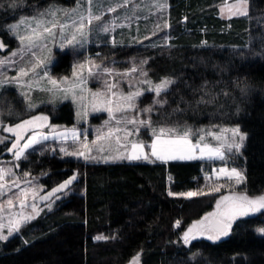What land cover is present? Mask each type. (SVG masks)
<instances>
[{"label":"trees","instance_id":"obj_1","mask_svg":"<svg viewBox=\"0 0 264 264\" xmlns=\"http://www.w3.org/2000/svg\"><path fill=\"white\" fill-rule=\"evenodd\" d=\"M76 1L24 0L23 9L48 3L74 6ZM223 1L170 0V26L161 34L169 37L167 44L155 49L117 47L116 54L146 59L155 81L166 76L177 80L167 95L169 103L158 107L153 119L179 107L183 112L169 121L194 128L239 126L247 133L242 154L228 165L246 177L238 189L256 196L264 193V55L251 57L245 49L257 32L254 20L264 12V0H249L247 15L229 19L218 15ZM13 15H0V37L9 43L8 51L15 48V38L1 29V23ZM57 53L52 74H68L71 54ZM202 85V91L193 93ZM181 96L188 104L178 103ZM201 96L212 103L197 105ZM50 115L54 124L75 122L69 103ZM8 144H0V158L11 157ZM218 165L201 160L86 163L62 158L56 150L33 152L20 166L39 177L48 192L74 175L76 179L55 194L62 198L52 211L0 241V264H130L137 254L140 264H264V234L256 231L264 228V212L237 220L229 236L219 241L200 238L183 243L184 231L212 210L216 196L185 198L169 192L201 188L205 175ZM195 252L200 256L192 260Z\"/></svg>","mask_w":264,"mask_h":264},{"label":"snow or ice","instance_id":"obj_2","mask_svg":"<svg viewBox=\"0 0 264 264\" xmlns=\"http://www.w3.org/2000/svg\"><path fill=\"white\" fill-rule=\"evenodd\" d=\"M94 2L99 4L100 0H77V6L71 9L48 8L32 18H21L18 23L8 26L12 34L19 37V42L22 45L18 51L12 53V56H20L22 60L24 56L30 55L31 59L28 61L30 66L20 67L16 76L0 80V88H4L5 85H15L21 89L27 88L29 91H21L20 95L28 101L26 110H30L37 107L31 102L30 91L34 86L38 87L41 81L46 80L49 87L40 88V90L52 93L61 92L62 99H70L76 105L78 118H86L89 107L92 112H104L108 116L103 126L95 130V139L91 142L87 140L86 129L73 127L60 130L57 126L50 125L49 117L46 115H33L14 126L6 125L3 119H0V128L15 137L8 149L13 154L15 161L27 160L28 155L33 152L55 151L56 149L51 148L50 145H45V142L49 140L61 142L71 140L74 150L69 151L67 147L61 146L59 151L66 156L83 158L85 161H103L105 163L110 160H145L165 163L174 160L197 159L221 161L223 166L214 169V175L217 180L225 178L227 183L233 186V190L217 201L215 211L194 221L184 231L182 240L185 245H190L193 240L202 237L212 242L219 241L223 237L229 236L232 226L237 220L264 212V194L249 196L245 191L235 192V186L244 184L246 177L242 170L227 166L228 162L236 155L242 154L241 149L244 147L247 133L241 132L239 126L228 128L212 125L208 128L201 127L193 130L191 126L186 123L181 124L179 121L168 123L171 116L183 112L179 107L171 109V112L167 114L162 113V118L154 122L151 114L157 105L163 109L164 105L169 103L167 95L173 90L177 80L166 76L154 83L148 78V72L143 68V65L147 64V60H141L139 64L133 63L130 69L120 72L113 67L103 66L95 60L87 58L84 62L74 65L71 77L65 76L57 80L48 74L47 65L51 52L49 42L54 43L59 39L60 48L83 47L88 41V33L93 22L102 19V15H96L92 11ZM130 2L131 0H122V2L117 0L107 11L116 12L117 8L126 7ZM85 4L87 7L81 12V6ZM3 6L0 3V8ZM10 6L16 7V4L11 3ZM157 7L161 10L166 8V0L164 3H159ZM227 11L229 17L247 15V0H237V3L227 7ZM221 12L223 13L224 9H221ZM59 13L69 17L71 22L69 23V20L61 22L58 19ZM70 13L80 14L78 18H74ZM168 26L165 22L163 27L167 28ZM21 27H23V33L20 31ZM116 27H123V25H117L115 20H112L103 25L101 30L109 33ZM157 27L159 28V26ZM112 43H115L114 39ZM3 47V43L0 42V48ZM45 49L48 50L49 56L42 58L39 52ZM13 63L16 61L0 60V67ZM134 74H139L144 78L137 79ZM26 77H31V79L25 80ZM92 79L100 81L102 87L96 91L89 89L87 84ZM122 82L128 84L129 91L123 90ZM141 85H147V88L141 87ZM185 87L190 88L191 86L185 82ZM203 88L204 85L201 86V89H192V91L195 93L202 91ZM145 91L153 93L154 99L152 105L141 109L139 100ZM204 95H208V93H204ZM181 102L188 104L182 96L178 103ZM208 103H212V100H205L204 96L196 101L197 105ZM5 114L18 115L10 106L5 107L2 98H0V117ZM142 116L144 118H141ZM47 127L51 128V135L43 131ZM141 130L150 135V143L145 144L144 140L140 138ZM82 136L83 139H81ZM193 137H195V142ZM4 140V137H0V143H3ZM21 141L24 142L21 143ZM18 167V163L11 168L0 167V198L8 197L0 200V241H7L9 237L14 233H19L24 225L39 215L43 209L40 208L37 200L40 202L51 201L56 193L66 189L76 179L75 175L72 176L44 196L39 195L40 189L31 186L22 188L19 192L8 196L14 188H20V177L13 170ZM29 175L27 172L23 173L25 178ZM208 179L211 180L212 177L209 176ZM26 182L29 185L32 183L31 181ZM224 186L223 184L208 185L213 192L221 191ZM207 194L209 193L203 190L185 193L169 192V195H179L185 198ZM46 206L50 209L51 203ZM17 207L19 210L14 211ZM175 225L179 227L180 221H176ZM5 229H7V234H4ZM256 231L264 234V228H258ZM95 239L102 240L107 237L97 236ZM198 256L200 253H192L191 259L195 260ZM139 261L140 254H137L130 264H139Z\"/></svg>","mask_w":264,"mask_h":264},{"label":"rangeland","instance_id":"obj_3","mask_svg":"<svg viewBox=\"0 0 264 264\" xmlns=\"http://www.w3.org/2000/svg\"><path fill=\"white\" fill-rule=\"evenodd\" d=\"M169 1L170 0H166L167 7L161 10L159 7H157V5L159 3H164L165 0H131V2L126 7L117 8L116 12H108L107 9L113 6L117 2V0H100L99 4H96L94 2L92 6V11L96 15H102V19L100 21L93 22V24L91 25V30L88 33V41L83 47L77 46L74 48L72 46H66L64 48H60L59 39H57L54 43L49 42V48L51 49V52H50L49 63L47 65L48 74L52 78L57 79V80L65 76L71 77L74 65L84 62L85 59L87 58H91L95 60L98 64H101L103 66L113 67L120 72L130 69L133 63L139 64L141 60H144L143 57H140L138 55L120 56L119 53L116 54V49L117 47L122 48L126 46H134V45H138L142 48L155 49V48L161 47V43L167 44L169 37L161 36V34L167 31L170 26V23H169L170 2ZM0 3L4 5L2 8H0V15H2V13H5V12L14 14L13 18H11L10 20L8 19L7 21H3L1 23V29L7 30L9 34L15 38V48L8 51L10 47L9 43L6 42L2 37H0V42H2L4 45L3 48H0V60L8 59V60L16 61V63L0 67V80L4 79L5 77L12 78L16 76L18 73V69L20 67L30 66L28 64V61H30L31 59L30 55L24 56L22 60L20 56H16V57L12 56V53L18 51L22 47V45L19 42V37L13 35L12 32L8 29L9 25L18 23L21 18H32L37 13L42 12L48 8L71 9L77 6V1L74 6H66V5L58 4V3H48L45 6H32L30 7V9L24 10L23 9L25 6L24 0H0ZM11 3H15L16 7H11L10 6ZM234 3H237V0H224L223 2L219 3L218 15L224 19L244 16V15H235V16L229 17L227 7ZM86 7H87L86 4L82 5L81 12H83V9ZM221 9H224L223 13L221 12ZM249 11H250V1L247 0V12L249 13ZM79 14L80 13H70V15L74 18H78ZM58 19H60L61 22H63L65 20H69V17L64 16L63 13H59ZM112 20H115V23L117 25H123V27H116L114 31H111L109 33L103 32L101 30V27L111 22ZM70 22L71 21L69 20V23ZM165 22L169 25L167 28L163 27ZM254 22H255V25L257 26V32L251 35L250 42L246 46L245 51L251 57H259V56L264 55V12L259 13L256 16ZM157 26H159V28ZM121 28H126L125 29L126 31H124ZM20 31L21 33H23V27H21ZM113 39L115 40L114 44L112 43ZM58 51L64 52V53L69 52L71 54L72 64H71L70 72L68 74L56 76V75H53L51 72L52 66L54 65V63L56 62L58 58V53H57ZM39 55L42 58L49 56L48 50L45 49V50L40 51ZM146 65L147 64L143 65V68L148 72V70L146 69ZM134 75L136 76L137 79L144 78V77L139 76V74H134ZM148 78H150L149 73H148ZM28 79H31V77L25 78V80H28ZM151 80L154 83L157 82L153 79ZM45 87H49V85L47 84L46 80H43L41 81L38 87L34 86L33 90L30 91L29 94L31 97V102L37 105V107L30 109V110H26L28 101L25 100L24 97L20 95L21 91H25V92L29 91L27 88L21 89V88L16 87L15 85H5L4 88H0V98H2L3 105L5 107L10 106L14 112L18 113V115H13V116H9L5 114L3 117H0V119H3L6 125L14 126L16 123H19L20 121L25 120V119H29L33 115H46L49 117L50 125L57 126L60 130H63L65 128L71 129L73 127H76L77 129H86L87 130V140L89 142L93 141L96 135L95 130L99 127H102L104 121L108 119L107 113H104V112L95 113V112H92L91 108L89 107L87 117L78 118L76 116L77 107L70 99H67V100L62 99L61 98L62 93L59 91L52 93V92L40 90V88H45ZM87 87L91 89L92 91H96L97 89H100L102 87V84L100 81L92 79L88 81ZM121 87L123 88L125 92L130 90L126 82H122ZM141 87L147 88V85H141ZM153 99H154V94L151 92L145 91L144 95L140 97V100H139L140 108L142 109L146 106L152 105ZM64 103H69L74 109V121L75 122L73 125L68 126V125H63V124H54L51 121L50 114L57 111V109ZM158 107L159 106L157 105L153 113L157 112ZM152 114H151V118L154 122L162 118L161 113H159L160 118H156V119H153ZM141 118H144V117L142 116ZM171 122H173V120H170V121L168 120V123H171ZM212 125H216L220 127H228V128L235 127V126H222L218 124H212ZM212 125L201 126V127L208 128ZM201 127H196V128L192 127V128L193 130H196ZM43 131L51 135L50 127L44 128ZM241 132L243 131L241 130ZM0 137L5 138L4 142L0 144L9 143L7 145L8 149L11 147V143L15 139V137L11 133L3 131L2 128H0ZM140 138L144 140L145 144H148L151 142L150 135H148L144 130H141ZM25 139H27V137H25ZM81 139H83V136L81 137ZM193 141L195 142V137H193ZM23 142L24 141H21V143ZM45 145L46 146L50 145L51 148L56 149V152L62 158L79 159L86 163H89V162L105 163L103 161H99V162L85 161L83 158H78L74 156H66L63 153H61L59 151V148L61 146L67 147L69 151L74 150L71 140L67 142H61L59 140H49L45 142ZM145 150L147 151L148 149L146 148ZM6 152H8L11 157L5 158L3 154L2 157L0 158V167L11 168L13 167L14 164L18 163L19 167L13 168V170L16 173V175L20 177V188H14L12 190V193H9L8 196H11L13 193L19 192L22 188H27L30 186L40 189L39 191L40 196L46 195L48 191L46 187L41 183L40 178L32 176L28 171H25L24 169H22V166H20V162L23 159L20 161H15L13 154L9 152L8 150ZM152 159L154 160V158ZM174 161H191V160H174ZM192 161H195V160H192ZM201 161H207V160H201ZM119 162L156 163V162H161V161L149 162L145 160H140V161H128V160L111 161L110 160L107 163H119ZM209 162L210 163L212 162L220 163V165L215 166L213 170L218 169L219 167L223 166V162L221 161H209ZM227 166L231 168V166L229 165ZM213 170L211 173L205 175L204 184L201 188L189 190V191L203 190L209 194L202 195V196H208V195L216 196L214 207L208 213L215 211V206H216L217 201L222 196L230 194V192L233 190V186L229 185L225 178L222 177L219 180H217L216 176L214 175ZM25 172L30 174L27 178L23 177V173ZM209 176L212 177L211 180L208 179ZM26 181H31L32 182L31 185H29ZM221 184L225 186L222 187L221 191L219 192H213L208 187V185L216 186V185H221ZM189 191H184V192H179V193H185ZM234 191L241 192V190L238 189V186H235ZM196 197H201V196H196ZM7 198L8 197H2L0 198V200L7 199ZM61 198H62L61 195H54L51 201L40 202L39 200H37V203L39 204L40 208L43 209L42 211H40L37 217L41 216L42 214L48 211L49 212L52 211L55 208L56 202L60 200ZM29 199H31V197H29ZM49 203H51L50 209L46 206ZM18 210H19L18 207L14 209V211H18ZM208 213H206L205 215H207ZM4 234H7V229L4 230ZM15 234L16 233H14L13 236ZM11 237H9V239Z\"/></svg>","mask_w":264,"mask_h":264},{"label":"crops","instance_id":"obj_4","mask_svg":"<svg viewBox=\"0 0 264 264\" xmlns=\"http://www.w3.org/2000/svg\"><path fill=\"white\" fill-rule=\"evenodd\" d=\"M121 29H123L124 31H126V30H125L126 28H121ZM129 163H131V162H129ZM132 163H133V162H132Z\"/></svg>","mask_w":264,"mask_h":264},{"label":"water","instance_id":"obj_5","mask_svg":"<svg viewBox=\"0 0 264 264\" xmlns=\"http://www.w3.org/2000/svg\"><path fill=\"white\" fill-rule=\"evenodd\" d=\"M49 192H52V191H49ZM49 192H48V193H49ZM48 193H47V194H48Z\"/></svg>","mask_w":264,"mask_h":264}]
</instances>
